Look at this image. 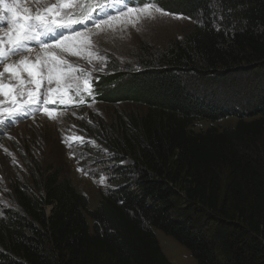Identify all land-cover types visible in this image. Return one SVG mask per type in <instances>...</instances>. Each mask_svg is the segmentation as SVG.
Wrapping results in <instances>:
<instances>
[{
	"label": "trees",
	"instance_id": "trees-1",
	"mask_svg": "<svg viewBox=\"0 0 264 264\" xmlns=\"http://www.w3.org/2000/svg\"><path fill=\"white\" fill-rule=\"evenodd\" d=\"M157 3L191 29L93 82L98 100L146 109L122 122L118 147L131 165L93 210L59 169L41 197L15 188L0 264H171L153 229L196 264H264V0ZM229 117L234 126L192 130Z\"/></svg>",
	"mask_w": 264,
	"mask_h": 264
},
{
	"label": "rangeland",
	"instance_id": "rangeland-1",
	"mask_svg": "<svg viewBox=\"0 0 264 264\" xmlns=\"http://www.w3.org/2000/svg\"><path fill=\"white\" fill-rule=\"evenodd\" d=\"M57 3L58 0H16L13 10L33 16L37 12L43 15L44 9L54 8ZM75 3L73 0V7ZM11 4L12 0H5V4L0 5V16L9 15L4 8ZM150 11L152 18L143 14L135 18L134 13L119 16L111 24H102L99 28L87 24L81 38L92 49L91 54L85 51L83 55H73L63 45H52L48 49L32 47L25 55L11 57L6 62L18 67L16 75L3 72L0 65V82L11 87L14 93L0 95V121H3L0 123V218L6 210L18 211L15 188L41 197L43 193L39 185L55 169L61 171V179L68 180L88 199L91 210L96 208L102 194L115 189L110 181L115 179L116 183L123 175L122 168L132 163V157L122 154L118 147L124 128L122 122L130 113L144 115L146 109L130 102H102L95 94L89 95L84 86L87 81V88L93 90L97 78L130 71L141 56H147L146 52L167 50L193 26V22L185 17L165 16L155 9ZM7 33L6 21L0 22V38H6ZM46 54L60 59L61 64L53 69L45 58ZM20 61L34 66L41 73L39 89L34 77L23 70ZM49 71L53 75L51 82L48 80ZM57 74L62 76L59 83ZM77 83L81 85L79 91ZM58 88L60 92L56 91ZM38 91L48 99H56V104L45 105L54 110L51 117L42 109L26 104L28 94ZM61 94L63 103L60 102ZM21 100L25 101V111L9 120V113L21 107ZM236 122L235 117L214 124L202 121L195 123L192 130L198 133L212 125L222 128L234 126ZM49 213L50 207H47L46 214ZM87 222L92 225L89 218ZM153 231L171 264H196L188 250L174 239L159 230Z\"/></svg>",
	"mask_w": 264,
	"mask_h": 264
},
{
	"label": "snow or ice",
	"instance_id": "snow-or-ice-1",
	"mask_svg": "<svg viewBox=\"0 0 264 264\" xmlns=\"http://www.w3.org/2000/svg\"><path fill=\"white\" fill-rule=\"evenodd\" d=\"M5 0H0V5H4ZM16 0H12L11 6L4 8V11L9 15L0 16V22L6 21L8 33L6 38H0V65L3 66V72L16 75L19 71L15 65H9L6 62L15 56H23L30 52L32 47L48 49L52 45H63L72 51L73 55H83L85 51L91 54L92 49L81 38V32L86 31L87 24L99 28L102 24H111L119 16H128L136 14L135 18H139L143 14L146 18H152L151 9L165 16H175L182 18L181 14L169 13L163 10L157 3V0H140V4H134L132 0H76L73 7V0H58L57 5L43 10L41 15L37 12L36 15L19 13L14 11ZM188 19H191L190 17ZM74 25H80L79 28ZM68 42L65 44V42ZM45 58L53 66L61 64V60L46 54ZM23 65V70L34 77V83L37 89L40 88L42 75L36 71L34 66H30L24 61H20ZM71 67V66H69ZM2 75V73H0ZM86 77V74H83ZM53 79L52 71H49L48 80ZM62 76L57 74L56 81L60 82ZM85 91L89 95L94 96V91L87 88L85 83ZM94 87V85H93ZM81 85L76 84V89L79 91ZM60 92L58 88L56 90ZM0 95H14L11 87L0 82ZM60 102H64L63 94H61ZM83 102V101H81ZM56 99H48L44 93L30 92L26 99L28 106H34L38 110H43L46 115L51 117L54 110H49L45 107L46 104H56ZM21 107L10 112L8 119L12 120L16 116L22 114L25 109L24 100L20 101ZM3 121H0L2 123Z\"/></svg>",
	"mask_w": 264,
	"mask_h": 264
}]
</instances>
